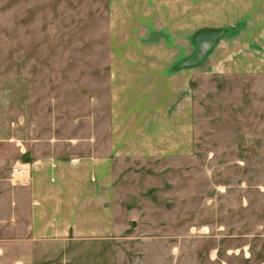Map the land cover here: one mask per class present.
Segmentation results:
<instances>
[{
  "label": "rangeland",
  "instance_id": "obj_1",
  "mask_svg": "<svg viewBox=\"0 0 264 264\" xmlns=\"http://www.w3.org/2000/svg\"><path fill=\"white\" fill-rule=\"evenodd\" d=\"M237 11L253 20L243 25L251 36L226 38ZM210 26L223 30L195 36L186 61V35ZM220 40L253 47L256 72L239 73L228 58L211 61ZM258 50L264 53V0H0V138L21 150L25 143L107 144L120 128L110 107L114 65L173 64L180 71L186 63L212 64L209 75L194 81L193 153L115 161L119 263L217 264L209 260L212 251L223 257L222 249L244 245L261 253L264 237L255 236H264L256 229L264 225V55ZM79 151L58 152L86 154Z\"/></svg>",
  "mask_w": 264,
  "mask_h": 264
},
{
  "label": "crops",
  "instance_id": "obj_2",
  "mask_svg": "<svg viewBox=\"0 0 264 264\" xmlns=\"http://www.w3.org/2000/svg\"><path fill=\"white\" fill-rule=\"evenodd\" d=\"M238 14L234 13L233 26L225 30L226 38L231 33L236 39L251 36L250 27L243 25L253 20L247 22ZM213 29L223 30L210 26L186 35V61L194 55L195 36ZM223 43L218 41L210 54L211 61L228 58L239 73L256 72L258 59L252 55L253 47L235 48ZM114 66L117 80L110 107L112 123L115 113L120 128L116 133L112 131V141L84 147L25 143L21 150L7 143L10 137L0 138V264H123L116 250L122 225L115 224V161L136 154L169 160L193 153L194 81L209 75L212 64L186 63V69L180 71L171 70L173 64L159 70L150 64L134 65L138 70L129 64ZM125 81L132 86H122ZM132 127L134 131L125 138V131L129 133ZM147 134L155 141L147 144ZM78 149L86 154H59ZM7 150L16 152L15 160L3 154ZM15 163L29 167L26 177L12 176ZM256 229L264 230V225ZM216 247L222 248L220 244ZM248 247L224 248L223 257L212 251L209 260L217 264H264V250L260 253L258 247L251 251Z\"/></svg>",
  "mask_w": 264,
  "mask_h": 264
},
{
  "label": "built area",
  "instance_id": "obj_3",
  "mask_svg": "<svg viewBox=\"0 0 264 264\" xmlns=\"http://www.w3.org/2000/svg\"><path fill=\"white\" fill-rule=\"evenodd\" d=\"M29 173V167L26 164H16L13 167L12 176H19L20 178H24Z\"/></svg>",
  "mask_w": 264,
  "mask_h": 264
}]
</instances>
